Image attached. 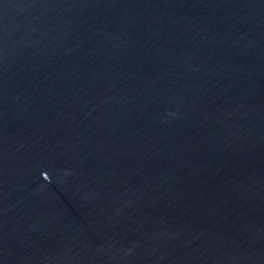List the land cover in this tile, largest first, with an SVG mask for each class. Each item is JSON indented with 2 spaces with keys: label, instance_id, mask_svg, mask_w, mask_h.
Instances as JSON below:
<instances>
[{
  "label": "water",
  "instance_id": "water-1",
  "mask_svg": "<svg viewBox=\"0 0 264 264\" xmlns=\"http://www.w3.org/2000/svg\"><path fill=\"white\" fill-rule=\"evenodd\" d=\"M0 264H264V0H0Z\"/></svg>",
  "mask_w": 264,
  "mask_h": 264
}]
</instances>
